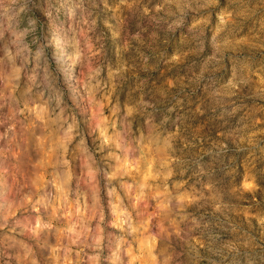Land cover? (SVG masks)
<instances>
[{
	"label": "rangeland",
	"instance_id": "1",
	"mask_svg": "<svg viewBox=\"0 0 264 264\" xmlns=\"http://www.w3.org/2000/svg\"><path fill=\"white\" fill-rule=\"evenodd\" d=\"M0 264H264V0H0Z\"/></svg>",
	"mask_w": 264,
	"mask_h": 264
}]
</instances>
